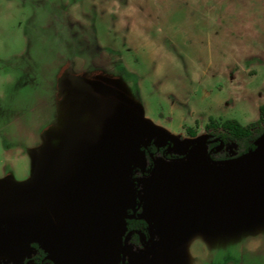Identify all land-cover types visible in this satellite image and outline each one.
<instances>
[{
	"label": "rangeland",
	"instance_id": "1",
	"mask_svg": "<svg viewBox=\"0 0 264 264\" xmlns=\"http://www.w3.org/2000/svg\"><path fill=\"white\" fill-rule=\"evenodd\" d=\"M261 105L264 0H0V264H264Z\"/></svg>",
	"mask_w": 264,
	"mask_h": 264
},
{
	"label": "trees",
	"instance_id": "2",
	"mask_svg": "<svg viewBox=\"0 0 264 264\" xmlns=\"http://www.w3.org/2000/svg\"><path fill=\"white\" fill-rule=\"evenodd\" d=\"M206 132L211 134L214 138L220 143H225L228 141H235L242 143L244 146V152L247 150H255L254 142L264 133V105L259 106V117L257 121L248 125H241L236 120H214L210 119L208 124L205 127ZM186 132L189 136L194 137L196 132L192 128L186 129ZM242 154L238 155V157ZM141 223L144 226L146 223L144 221H135L129 220L127 222V229L132 230L134 224ZM137 237V236H136ZM39 249V248H37ZM40 257L43 256L42 251L40 250Z\"/></svg>",
	"mask_w": 264,
	"mask_h": 264
},
{
	"label": "flooded vegetation",
	"instance_id": "3",
	"mask_svg": "<svg viewBox=\"0 0 264 264\" xmlns=\"http://www.w3.org/2000/svg\"><path fill=\"white\" fill-rule=\"evenodd\" d=\"M214 139H217V138H214ZM210 145L213 148V144H210ZM157 151H158V149H157ZM137 215H138V213L134 212V215H133L132 218H130V220L139 221L140 218ZM140 221H143V220H140ZM145 226H147V225H145ZM145 226L143 224H141V223H136V224H134V227L132 228V230L128 231V233H131L134 236V239H137V243L139 244V246H140V239H139L140 234L143 233L145 235L144 238H146V237L148 238L149 237V234L147 232H145V233L143 232V228ZM42 253H43V256L40 257L39 256L40 249H37V253L32 254L31 258H28L27 262L24 263V264H54L50 259H48V255L47 254H45L43 251H42Z\"/></svg>",
	"mask_w": 264,
	"mask_h": 264
},
{
	"label": "water",
	"instance_id": "4",
	"mask_svg": "<svg viewBox=\"0 0 264 264\" xmlns=\"http://www.w3.org/2000/svg\"><path fill=\"white\" fill-rule=\"evenodd\" d=\"M264 139V133L260 136V137H258L257 139H256V141H255V146H256V148H255V150H253V153H252V155L250 156V158L251 157H253L256 153H257V151L259 150V147H260V145H261V142H262V140ZM249 154H247L246 156H248ZM242 158H243V155L242 156H240V157H238V158H235V159H231V160H229V161H213L212 163L213 164H216V165H228V164H232V163H239V162H242L243 160H242ZM139 217L140 218H143V219H147V217H145V216H142V215H139ZM149 220V219H148ZM123 257L125 256V249L123 250V255H122ZM48 259H50L54 264H59L57 261H55L53 258H51V257H49L48 256ZM123 264H125L124 263V261H123Z\"/></svg>",
	"mask_w": 264,
	"mask_h": 264
}]
</instances>
